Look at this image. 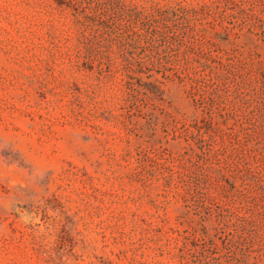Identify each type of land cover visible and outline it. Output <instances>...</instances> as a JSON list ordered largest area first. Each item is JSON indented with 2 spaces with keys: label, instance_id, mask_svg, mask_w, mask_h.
<instances>
[{
  "label": "rangeland",
  "instance_id": "1",
  "mask_svg": "<svg viewBox=\"0 0 264 264\" xmlns=\"http://www.w3.org/2000/svg\"><path fill=\"white\" fill-rule=\"evenodd\" d=\"M0 264H264V0H0Z\"/></svg>",
  "mask_w": 264,
  "mask_h": 264
}]
</instances>
